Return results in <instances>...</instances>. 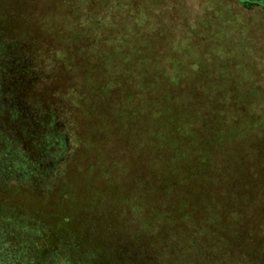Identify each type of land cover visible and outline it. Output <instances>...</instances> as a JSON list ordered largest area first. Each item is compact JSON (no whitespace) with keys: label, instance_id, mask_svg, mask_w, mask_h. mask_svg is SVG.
<instances>
[{"label":"trees","instance_id":"16d2710c","mask_svg":"<svg viewBox=\"0 0 264 264\" xmlns=\"http://www.w3.org/2000/svg\"><path fill=\"white\" fill-rule=\"evenodd\" d=\"M124 1L0 0V21L7 24L25 28L22 13L32 8L33 16L46 13L40 26L51 58L58 55L44 73L45 85L48 93L56 94V88L67 92L60 106L64 114L72 113L74 140L84 147L72 152L54 189L32 191L30 208L47 203L46 214L35 217L40 221L35 237L42 241L37 246L64 255L53 257V264H264V138L258 134L264 115L249 120L234 111L224 115L228 124L218 130L210 115L222 109L215 106V112L201 115L200 96L188 83L175 82L173 49H159L158 40L175 39L173 15L162 22L153 5ZM24 40L27 47L34 42ZM27 59L30 67L32 59ZM185 86L187 92L181 93ZM72 102L76 108L70 109ZM196 114L203 116L201 121ZM183 120L191 123L182 128ZM118 131L124 136L113 135L119 140L110 156L131 157L133 166L123 185L105 186V192L112 203L130 194L131 210H140L139 234L125 230L120 213L105 208L93 215L92 226L62 217L71 229L58 233L59 227L54 228L60 219L54 214L59 199L53 193L82 182L86 197L89 187L100 194V185L88 179L93 160L100 167L113 162L96 153L92 142ZM237 139L239 145L231 142ZM82 158L91 161L80 167ZM25 187L19 183L6 190L26 192Z\"/></svg>","mask_w":264,"mask_h":264},{"label":"rangeland","instance_id":"374dc122","mask_svg":"<svg viewBox=\"0 0 264 264\" xmlns=\"http://www.w3.org/2000/svg\"><path fill=\"white\" fill-rule=\"evenodd\" d=\"M143 1V5L140 3L142 8L143 6L153 5L155 9L159 10L162 22L165 21L167 16L173 15L174 28L172 34L175 33V39L170 36L168 40L159 38L161 40H158L157 43L159 49L164 47L173 49L174 55L177 56V64L173 73L176 79L175 82L181 84V86L188 83L191 88L190 91L193 90L200 96L202 100L195 101L202 106L200 108L201 115L211 109L215 112L216 109H213L215 106H217V109H222L221 114L210 115L214 121H217L213 125L218 130L219 127L228 124L224 117L226 114H237V118L246 115L249 120H252L256 115H264V0ZM141 10L143 11V9ZM166 10L168 13L164 12ZM33 11L34 8L29 13H22L26 17L23 20L25 28L16 26L11 21L8 24L0 21V36L7 44L11 41L20 42L16 48L17 56L32 59L30 69L33 71V83L28 89L29 92H25V102L42 111L54 112L57 120L64 125L63 128L68 136L69 144L64 157L44 182H41V185L34 188L25 187L26 192L6 190L0 193V229L8 234L5 249L11 248L12 252L25 250L29 256L30 264H53L55 262L52 259L53 257L60 260L64 255L59 254L54 249L52 251L42 248L43 244L37 246L42 241L35 237L36 228L40 225V221L35 217L36 214L40 216L46 214L44 212L46 208L43 204L46 205L47 203L43 202L37 207L38 210L30 208L33 204L31 200L32 191L38 188L41 191H46L50 187L54 189L57 175L62 170L65 171L64 174L67 172L68 161L72 152L76 148L81 147V149H84V147L83 144L79 146L77 141L74 140L73 128H75V121H72V113L70 115L64 114V111H62L64 107L61 108L60 106L63 97H67V92L56 88L54 90L56 94L48 93V88L45 85L44 73L48 75L50 62L57 57L58 52L51 58L52 49H49L51 46L45 42L46 37L43 35L40 26L46 22L44 19L46 13H36L33 16L35 14ZM0 15L3 14L0 13ZM29 27H31V30ZM185 36L186 40L181 41ZM24 38L33 40L32 46L27 44L28 48L26 46L27 41ZM115 40L119 44L121 43L119 39ZM20 44H22V47ZM119 44L117 43V45ZM59 62L60 60H57L55 64L58 65ZM40 73L39 77L38 74ZM72 91L73 88L68 90V96L72 94ZM186 92L187 86L181 90V93ZM215 94L217 97H215ZM69 107L70 109L76 108V105L72 102ZM234 111L237 113L235 114ZM201 115L196 114L197 122L203 118ZM204 117L207 118V115ZM256 118L260 120L259 117ZM187 123L191 122H184L183 120L181 122L182 128L187 127ZM259 133H262L260 137L264 138L263 126H260ZM114 134L124 136L122 132L120 134L118 131L109 133L107 136L103 135L100 139L92 142L94 144L93 148L97 149L96 153L99 151L100 154H104L105 157L109 158L110 162H113L111 167L105 161L101 162L103 164L100 167V161L95 158L93 160L95 165L93 164L88 179L100 185V194L96 189L89 187L91 192L86 197L83 189L84 183L82 182H78L77 185L74 183L75 186L70 189L61 190L59 188L56 194L53 193L52 198L55 201L59 199L57 212L54 211L56 218L60 219L54 228L59 227L57 228L60 229L58 233L65 234L67 229H71L64 226L62 217L69 216L73 220L72 224L86 222L89 226H92L95 221L93 215L105 208L109 212H119V218L125 225V230L132 234L137 231L139 234L141 225L139 220L140 210H131L130 194H128L129 197L119 195V201L112 203L110 197L106 195L107 191L105 192V186L109 189L113 185H123V181L125 182L127 176L131 174L130 169L133 166V158L131 157L110 156L109 152L112 145L115 146L119 140L116 139V135L113 136ZM83 142L87 145L85 141ZM231 142L236 145L241 143L239 139L237 141L231 140ZM118 152H121V148L118 149ZM137 158L140 160L141 157ZM90 161V159L82 158L79 162L80 167ZM88 168L90 167L87 166ZM115 171L117 175L114 174ZM93 172L95 174H92ZM128 173L130 174L128 175ZM85 174L87 175V173ZM84 181L85 178L83 177ZM102 192H105L103 196ZM98 196L105 198L101 199L102 203L95 205L97 203L95 199ZM70 198H72V201ZM120 198L123 200H120ZM62 205L65 206V210H63ZM181 239L184 240L183 237ZM180 248H183L182 244Z\"/></svg>","mask_w":264,"mask_h":264},{"label":"flooded vegetation","instance_id":"af4514ba","mask_svg":"<svg viewBox=\"0 0 264 264\" xmlns=\"http://www.w3.org/2000/svg\"><path fill=\"white\" fill-rule=\"evenodd\" d=\"M15 45L0 36V193L8 185H41L68 149V136L54 112L25 102L33 77L29 60L17 56ZM7 235L0 229V264H30L25 250L5 249Z\"/></svg>","mask_w":264,"mask_h":264}]
</instances>
